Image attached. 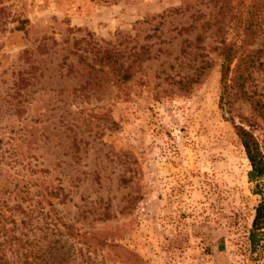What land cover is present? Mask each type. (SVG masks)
<instances>
[{
	"label": "rangeland",
	"instance_id": "obj_1",
	"mask_svg": "<svg viewBox=\"0 0 264 264\" xmlns=\"http://www.w3.org/2000/svg\"><path fill=\"white\" fill-rule=\"evenodd\" d=\"M249 20L245 88L263 106L264 0H0L1 196L118 245L90 241L107 264L122 249L129 264H264L248 238L264 178L235 130L264 156V115L220 105L211 49Z\"/></svg>",
	"mask_w": 264,
	"mask_h": 264
},
{
	"label": "trees",
	"instance_id": "obj_2",
	"mask_svg": "<svg viewBox=\"0 0 264 264\" xmlns=\"http://www.w3.org/2000/svg\"><path fill=\"white\" fill-rule=\"evenodd\" d=\"M255 38L254 24L249 20L243 27L239 45L222 41L212 45L211 49L220 59V105L223 107V101H228L233 96H241L250 99L254 109L264 115V105L260 106L245 88L252 75L255 55L259 52L247 51ZM98 59L100 63L111 67L118 78H128L127 68L111 53L104 52ZM235 130L251 165L248 178L251 181L264 178V156L255 136L242 125H235ZM5 191L6 189L0 188V264H107L103 257L98 259L95 249L91 250L90 241L97 240L100 246L110 250L118 247L105 239L100 240L93 233L81 232L57 214L52 218L51 209L26 207L20 202L10 205L1 196ZM53 191L50 193L57 195ZM263 226L264 203L260 202L255 208L248 237L252 250L264 242L261 231ZM81 245L85 247L82 248ZM120 256L121 264H129L130 259H138L137 254L126 249L121 250Z\"/></svg>",
	"mask_w": 264,
	"mask_h": 264
},
{
	"label": "built area",
	"instance_id": "obj_3",
	"mask_svg": "<svg viewBox=\"0 0 264 264\" xmlns=\"http://www.w3.org/2000/svg\"><path fill=\"white\" fill-rule=\"evenodd\" d=\"M261 230H262V234H263V236H264V227H263Z\"/></svg>",
	"mask_w": 264,
	"mask_h": 264
}]
</instances>
